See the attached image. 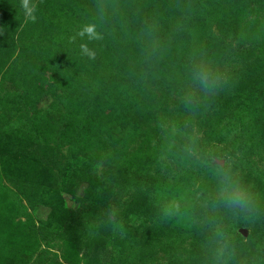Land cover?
Listing matches in <instances>:
<instances>
[{
	"label": "rangeland",
	"instance_id": "obj_1",
	"mask_svg": "<svg viewBox=\"0 0 264 264\" xmlns=\"http://www.w3.org/2000/svg\"><path fill=\"white\" fill-rule=\"evenodd\" d=\"M30 4L0 0V264H215L217 229L225 264H264V0Z\"/></svg>",
	"mask_w": 264,
	"mask_h": 264
},
{
	"label": "clouds",
	"instance_id": "obj_2",
	"mask_svg": "<svg viewBox=\"0 0 264 264\" xmlns=\"http://www.w3.org/2000/svg\"><path fill=\"white\" fill-rule=\"evenodd\" d=\"M22 7L26 14L33 20L35 6L30 4V0H22ZM89 33L94 32V28L87 29ZM155 27L149 26L144 33L145 42L148 45V54L155 52L157 41L154 37ZM91 55V53H90ZM190 80L197 87L204 97L214 96L224 83V77L219 73L212 62L207 59L193 61L190 66ZM183 102L190 110L199 104V98L194 92H189L183 97ZM220 189L217 199L226 209L233 212H251L254 208V198L247 188L237 180L230 172V169L221 170ZM216 247L213 250L215 264H225V258L230 254V240L220 229L216 230Z\"/></svg>",
	"mask_w": 264,
	"mask_h": 264
}]
</instances>
